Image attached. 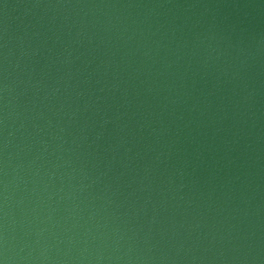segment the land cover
I'll list each match as a JSON object with an SVG mask.
<instances>
[{
	"label": "water",
	"instance_id": "water-1",
	"mask_svg": "<svg viewBox=\"0 0 264 264\" xmlns=\"http://www.w3.org/2000/svg\"><path fill=\"white\" fill-rule=\"evenodd\" d=\"M0 264H264V0H0Z\"/></svg>",
	"mask_w": 264,
	"mask_h": 264
}]
</instances>
